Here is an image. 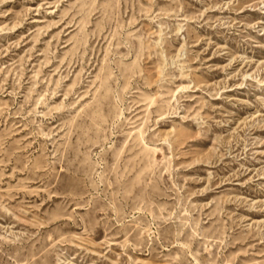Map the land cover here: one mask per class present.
I'll return each mask as SVG.
<instances>
[{"label":"rangeland","instance_id":"obj_1","mask_svg":"<svg viewBox=\"0 0 264 264\" xmlns=\"http://www.w3.org/2000/svg\"><path fill=\"white\" fill-rule=\"evenodd\" d=\"M0 264H264V0H0Z\"/></svg>","mask_w":264,"mask_h":264}]
</instances>
